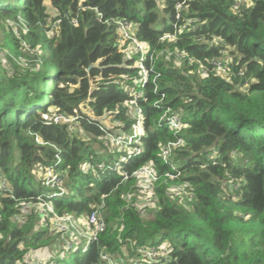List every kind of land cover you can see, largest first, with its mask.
I'll list each match as a JSON object with an SVG mask.
<instances>
[{"label":"trees","instance_id":"trees-1","mask_svg":"<svg viewBox=\"0 0 264 264\" xmlns=\"http://www.w3.org/2000/svg\"><path fill=\"white\" fill-rule=\"evenodd\" d=\"M47 1L0 0V166L11 188L0 195V264H37L39 254L64 246L51 220L42 222L33 208L21 207L48 190L37 166L54 163L51 143L61 149L68 189L47 198L57 214L86 216L107 195L100 238L87 251L80 244L66 252L67 259L56 258L57 264H102V253L133 256L137 247L161 242L170 243V259L151 264H264V0L237 8L234 0H186L180 19L177 5L183 0H160L162 8L156 0ZM185 15L195 21L174 40H163L184 24ZM114 18L132 21L138 39L148 42L160 79L169 81L160 88L164 103L187 124L178 135L160 125L163 108L153 105L160 95L149 84L142 101L144 150L124 167L132 174L154 164L159 179L151 208L136 177L123 180L112 168L96 176L81 167L115 159L98 139L99 123H108L115 112L127 130L131 124L125 105L131 80L123 75H138L139 54L127 56L116 25L106 23ZM8 20L16 26L22 21L26 31L18 28L16 35ZM221 49L230 53V79L212 71ZM177 52L187 56L179 60ZM74 109L86 117L75 133L66 123H46L52 113ZM36 135L50 144L38 143ZM179 137L183 144L162 158L161 144ZM178 184L193 196L173 198L169 188ZM126 192L132 193L129 206Z\"/></svg>","mask_w":264,"mask_h":264},{"label":"built area","instance_id":"built-area-1","mask_svg":"<svg viewBox=\"0 0 264 264\" xmlns=\"http://www.w3.org/2000/svg\"><path fill=\"white\" fill-rule=\"evenodd\" d=\"M246 3V5L252 4V0H234V6L237 8L240 4ZM186 0H183L177 5L178 13L176 15L177 19L182 18L183 11H185ZM99 16L101 14L99 13ZM60 20H57L53 23L56 25ZM184 24L182 26L177 25L174 33H168L162 36V39L174 40L177 34L183 32L186 29V26L195 21V18L185 15ZM74 24H78V20L73 19ZM106 23L116 25V28L119 33L120 41L122 44L125 43L127 46L124 48V51L127 52V56L129 58H133V54H139L138 61L135 63L138 68V75L135 76H126L123 75L127 80H131V84L127 86L128 98L125 101V105H127L131 109L132 118L131 124L126 129L127 126L123 121H120L117 117H115V112L109 115V122L106 124H100L99 127L102 130V133L99 135V141H102L103 144L106 145L108 149L107 152L113 153L115 155V159L111 160L109 165L106 163H92V162H84L81 164V167L84 171L92 172L96 176H100V171L105 168L118 169L122 176L123 180L128 179L131 175L137 178V183L145 188V190L151 193V196L154 197V186L159 179L157 174V170L155 169L154 164L146 163L140 166L138 169L133 171V173H129L127 169L124 167V163L130 161V159L143 152L144 150V137L147 135V131L145 128V115L144 109L142 106V101L146 98V88L150 84L153 86V91L155 93L159 92L160 97L153 102V105L162 109V114L159 117L160 125H165L170 127L172 132L176 135L180 134L182 130L187 127V124L184 123L182 117L170 106L164 103L166 100V93L164 91H160L162 83L165 85L169 84L167 79H160L161 72H159L155 68V63H152L154 57V53H150V47L148 42L141 41L135 35V25L132 21L125 18H114L107 19ZM216 42L221 44L223 41L220 37L216 38ZM25 46L26 43H24ZM222 56L215 58L212 61V71L216 72L218 75L225 79H230L232 76V70L229 65H227L228 61H230L229 51L227 49H221ZM169 55H172V52H168ZM159 54L156 55V57ZM178 59L183 60L184 57L187 56L186 53L177 52ZM151 61V66L148 67L146 65V61L149 59ZM189 58V63L193 64L194 59L192 57ZM179 65V63H178ZM202 67V75H207L210 71L208 68H204V64H200ZM94 79H98L96 76ZM86 118L81 115L78 109H74L72 114L55 112L52 113L46 123H66L68 125V129L71 133H75L79 128L81 119ZM89 118V117H88ZM79 135L84 140H89L90 136L85 132L79 129ZM36 141L40 144H50L48 142H44L39 135L35 137ZM184 139L179 137L176 141H169L167 143L161 144V156L164 159H169L171 156V152L174 147L178 145H182ZM56 148L55 153V161L53 164L43 165L39 164L37 166V172H41L43 174L42 184L47 188V192L40 194L37 196L36 203L21 201V207L24 210H28L29 208H33L37 214L39 215L42 222L46 220H51L53 226L57 229L58 232L61 233L64 238V246L60 250L56 252L57 256L55 260L52 256L47 255L46 253H41L38 255L37 264H57L56 258H64V254L70 250L77 249L80 244L81 251H87L88 247L94 241L99 239V236L102 231L105 230V212H106V201L105 197L94 205V209L86 216H81L75 218L72 215H59L55 211L51 201L47 198H51L57 195H64L68 193L67 186L65 184V175L61 168L62 155L61 149L52 144ZM100 148H102L100 146ZM217 151L213 150L210 155L213 159L217 158ZM179 173L176 175L170 174L171 178L178 177ZM11 191L9 180L5 174L1 173L0 166V195H6ZM169 191L173 198L184 200L187 196H193V193L188 190V188L184 185H172L169 188ZM124 199L127 204L132 203V193L126 192L124 194ZM155 199V197H154ZM20 204V203H19ZM169 251V254H168ZM171 256V246L168 242H163L159 245H153L149 247H137L136 255L126 256L122 258L111 257L109 253H102L101 255V263L102 264H146V263H165L170 259ZM32 262H36L35 258H32Z\"/></svg>","mask_w":264,"mask_h":264},{"label":"rangeland","instance_id":"rangeland-1","mask_svg":"<svg viewBox=\"0 0 264 264\" xmlns=\"http://www.w3.org/2000/svg\"><path fill=\"white\" fill-rule=\"evenodd\" d=\"M50 1L48 0L47 1V3H49ZM162 7H163V5H162ZM52 11V10H51ZM53 13V12H52ZM77 19V18H76ZM9 22H10V24L12 25V27H13V30L15 31V33H16V35H18L19 34V29L18 28H21L22 27V29H23V31H26V28H25V26L23 25V23H22V21H19V23H17V26H16V24H13V22H12V20H8ZM19 26V27H18ZM0 36H1V34H0ZM120 43V45H122V41H120L119 42ZM23 44H24V42H23ZM1 55L3 56V58L5 57V53H1ZM6 58V57H5ZM99 142V141H98ZM97 142V143H98ZM101 143H102V141H100ZM42 177H43V174L39 171V172H37V178L38 179H42ZM40 185H41V183H40ZM142 197L145 199V205L146 206H148L149 208H151V207H153L154 205H156V200L154 199V197H152L151 196V193H149V192H147L146 190H145V188H144V190H143V193H142ZM127 206H129V204H127ZM106 219H105V229H106ZM53 228L57 231V229L55 228V226H53ZM105 231V230H104ZM104 231H102V232H104ZM58 232V231H57ZM102 232H101V234H102ZM59 233V232H58ZM100 234V235H101ZM99 238H100V236H99ZM163 242H161V243H157V244H148V245H146V246H144V247H149V246H153V245H159V244H162ZM170 244V243H169ZM171 251H172V247H171ZM56 252L57 251H52V252H50V255L49 254H47V255H49V256H52V257H56L57 256V254H56ZM110 254V256L111 257H118L119 259L120 258H122V257H126V256H130V255H128V254H126V255H124V254H111V253H109ZM168 254H169V251H168ZM64 258H68V254L67 253H65L64 254Z\"/></svg>","mask_w":264,"mask_h":264},{"label":"water","instance_id":"water-1","mask_svg":"<svg viewBox=\"0 0 264 264\" xmlns=\"http://www.w3.org/2000/svg\"><path fill=\"white\" fill-rule=\"evenodd\" d=\"M156 1L158 2L159 6L162 8V4H161L160 0H156Z\"/></svg>","mask_w":264,"mask_h":264}]
</instances>
